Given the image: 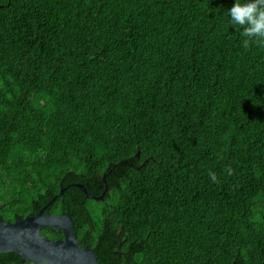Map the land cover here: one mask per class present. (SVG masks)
<instances>
[{
  "label": "trees",
  "instance_id": "trees-1",
  "mask_svg": "<svg viewBox=\"0 0 264 264\" xmlns=\"http://www.w3.org/2000/svg\"><path fill=\"white\" fill-rule=\"evenodd\" d=\"M234 3L0 0L3 219L55 197L97 264H264V48Z\"/></svg>",
  "mask_w": 264,
  "mask_h": 264
},
{
  "label": "water",
  "instance_id": "water-1",
  "mask_svg": "<svg viewBox=\"0 0 264 264\" xmlns=\"http://www.w3.org/2000/svg\"><path fill=\"white\" fill-rule=\"evenodd\" d=\"M76 185L85 192L86 196L102 199L105 191L94 196L86 191L81 183ZM61 188L59 193H63ZM53 197L36 213L17 215L13 221L4 220L0 215V252L17 254L21 263L34 264H97V256L93 249L79 244L72 217L62 212L52 214L45 212ZM2 207V204H0ZM43 228H50L55 232L61 231V239H50L41 234Z\"/></svg>",
  "mask_w": 264,
  "mask_h": 264
},
{
  "label": "clouds",
  "instance_id": "clouds-1",
  "mask_svg": "<svg viewBox=\"0 0 264 264\" xmlns=\"http://www.w3.org/2000/svg\"><path fill=\"white\" fill-rule=\"evenodd\" d=\"M227 15L229 25H238L242 29L240 35L244 37L245 49L252 45L264 48V0H235ZM225 172L232 175L234 170L227 167ZM209 176L212 182H219L214 172H209Z\"/></svg>",
  "mask_w": 264,
  "mask_h": 264
},
{
  "label": "flooded vegetation",
  "instance_id": "flooded-vegetation-1",
  "mask_svg": "<svg viewBox=\"0 0 264 264\" xmlns=\"http://www.w3.org/2000/svg\"><path fill=\"white\" fill-rule=\"evenodd\" d=\"M52 203V202H51ZM52 214H60V213H52ZM62 238V237H61ZM61 238H58V239H61Z\"/></svg>",
  "mask_w": 264,
  "mask_h": 264
},
{
  "label": "rangeland",
  "instance_id": "rangeland-1",
  "mask_svg": "<svg viewBox=\"0 0 264 264\" xmlns=\"http://www.w3.org/2000/svg\"><path fill=\"white\" fill-rule=\"evenodd\" d=\"M1 204V203H0Z\"/></svg>",
  "mask_w": 264,
  "mask_h": 264
}]
</instances>
